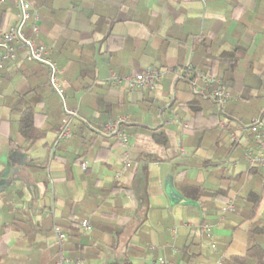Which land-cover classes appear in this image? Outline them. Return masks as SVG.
Instances as JSON below:
<instances>
[{
  "label": "crops",
  "instance_id": "0c3cea01",
  "mask_svg": "<svg viewBox=\"0 0 264 264\" xmlns=\"http://www.w3.org/2000/svg\"><path fill=\"white\" fill-rule=\"evenodd\" d=\"M27 1L77 117L56 143L47 68L20 48L2 62L0 264H264V169L239 131L264 112V0ZM17 12L0 5V32ZM147 69L162 74L150 89L111 82ZM118 118L126 146L104 132Z\"/></svg>",
  "mask_w": 264,
  "mask_h": 264
},
{
  "label": "built area",
  "instance_id": "2783aa9c",
  "mask_svg": "<svg viewBox=\"0 0 264 264\" xmlns=\"http://www.w3.org/2000/svg\"><path fill=\"white\" fill-rule=\"evenodd\" d=\"M17 7V18L15 24L9 29L0 32V77L2 62L4 60L13 61L18 48L23 50V59L27 62L38 63L47 68L48 71V85L51 90L58 96L63 106V119L61 128L56 136V143L67 141L71 137V128L73 120L77 117L76 111L68 110L65 106L64 88L62 85L63 72L60 70L49 57V48L42 44L37 43L36 38L39 34V26L37 24V16L32 12V6L27 0H13ZM204 1V0H200ZM5 0H0V5ZM32 21V22H31ZM31 22V23H30ZM29 30V34L26 30ZM162 74L158 70L147 69L141 73L133 74L126 77L111 76L113 84H122L128 90H147L160 82ZM198 80L206 81L201 76L192 79L193 85L196 86ZM218 82V81H214ZM209 97L215 103L216 107L221 110L224 105L231 101V96L222 87L211 89ZM124 119L118 118L112 122L104 125V132L107 136H112L122 145L126 146L128 141L126 135L121 132V125ZM243 136H251L254 144V150L246 149L244 157L246 160L256 168L264 169V112L258 117L253 119L248 124L242 125L239 130ZM129 166L128 161L125 163V168ZM83 170L86 169V163H82ZM80 229L83 232L89 231V224L83 221L80 224ZM204 234L211 248H214L215 242L210 232V226L205 224L200 228ZM53 233L56 238L57 244L62 248L66 241V235L60 227L54 226ZM54 264H69V261L60 252ZM152 264H175L163 259H158ZM214 264H223L220 259Z\"/></svg>",
  "mask_w": 264,
  "mask_h": 264
},
{
  "label": "trees",
  "instance_id": "16d2710c",
  "mask_svg": "<svg viewBox=\"0 0 264 264\" xmlns=\"http://www.w3.org/2000/svg\"><path fill=\"white\" fill-rule=\"evenodd\" d=\"M255 250L253 248L248 249V256H253ZM258 264H262L261 262H258Z\"/></svg>",
  "mask_w": 264,
  "mask_h": 264
}]
</instances>
